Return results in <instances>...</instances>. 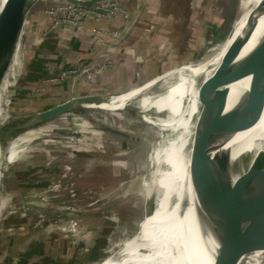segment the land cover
<instances>
[{"label":"rangeland","instance_id":"obj_1","mask_svg":"<svg viewBox=\"0 0 264 264\" xmlns=\"http://www.w3.org/2000/svg\"><path fill=\"white\" fill-rule=\"evenodd\" d=\"M93 1L37 0L32 5L25 34L16 38L0 83V110L6 113L5 117L32 114L65 98L52 95L48 82L31 72L36 55H29V47L54 32L49 29L48 10L79 3L97 5ZM145 2L149 8L143 23L149 45L145 57L151 58L145 61L147 76L134 79L136 64L112 73L115 76L106 85L98 84L105 72L92 77L87 73L80 80V93L118 96L142 88L135 87L157 72L207 62L220 47L225 48L235 21L251 5L249 0ZM117 14L113 18L121 16ZM86 43L89 45L88 39ZM87 44L83 48L91 53ZM139 58L142 60L143 56ZM243 58H234L229 65ZM182 75L175 73L162 79L137 98L165 93ZM201 75L195 72L181 82L196 78L200 86ZM121 90L127 91L117 92ZM136 106L140 107L139 101H131L124 112L75 110L44 125L53 126L58 134L41 132V127H36L24 133L30 134L23 142L16 139L15 147L22 148V154L13 162L3 160L1 165L0 264H44L45 260L50 261L46 264H106L136 238L126 241L117 251L143 217L144 189L156 168L155 153L175 136L174 128L154 125L141 117L157 120L169 116L168 111H138ZM154 215L146 221L153 222Z\"/></svg>","mask_w":264,"mask_h":264},{"label":"water","instance_id":"obj_2","mask_svg":"<svg viewBox=\"0 0 264 264\" xmlns=\"http://www.w3.org/2000/svg\"><path fill=\"white\" fill-rule=\"evenodd\" d=\"M36 1L4 0L0 6V83L8 66L9 55L15 47V40L20 34H25L30 10ZM116 1L93 2L104 4ZM262 7L264 0L250 11L243 31L231 42L214 72L202 81L195 101H188L184 106L182 119L187 124L175 130L172 143H176L160 164L156 176L152 180L150 177L144 189L143 217L132 236L117 251L125 246L126 241L143 234V222L155 214L159 199L172 202L179 196L173 197L176 192L185 194L186 185L194 194L191 207L193 228L190 229L194 232L198 259L203 264H264V147H260L252 159L251 156L240 154L236 161L233 159V150L227 147L237 133L254 128L264 113V39L240 63L229 65L249 39L255 14ZM138 18L139 15L112 46L118 45L127 37ZM184 66L171 68L135 88L142 87L144 90L145 86L151 87L172 74L187 71ZM85 71L88 72V69L76 75L74 89ZM244 78L248 79L247 88L228 108L231 84ZM104 96L110 95L76 96L74 93L71 98L44 110L5 118L0 123V152L4 155L10 143L36 127H41L42 132L57 133L53 126L44 125L66 113L88 109L107 111L88 106L99 103L98 98ZM131 101L140 102L141 98L134 97ZM128 106L129 103L126 107ZM136 108L142 111V107ZM141 117L151 123L146 116ZM3 164L2 161L1 165ZM170 170L174 175L167 176L166 172ZM2 173L0 167V181ZM184 179L186 184H183ZM253 209L256 212H252ZM245 211H249L250 216L245 215ZM250 218L251 223H242L243 219L247 221ZM244 239L250 241L244 250L225 253L232 243ZM159 240L161 242L156 248L162 250V242L165 240ZM159 260L143 259L139 263L157 264Z\"/></svg>","mask_w":264,"mask_h":264},{"label":"bare ground","instance_id":"obj_3","mask_svg":"<svg viewBox=\"0 0 264 264\" xmlns=\"http://www.w3.org/2000/svg\"><path fill=\"white\" fill-rule=\"evenodd\" d=\"M3 1L4 0H0V6L2 5ZM249 1L251 2V5L235 21V24L233 26V30L227 38L225 48L220 47L219 50L216 52V54L207 62L197 64V65H192V64L191 65H185L184 67H186L188 69L187 70L188 72L187 71L181 72L180 74H183V75H182V77L180 76V81L176 85L174 84L175 86H173L171 89H169L165 93H163L159 96H156V97L146 96L144 98H141L140 107L146 108V109L155 108L157 110L164 109V110L168 111V113H169V116L161 118V119H157V120L153 117L146 116L147 119L149 121H151L152 124H154V125L159 124L161 126L168 127L172 130H173V128H174V130H176L178 127H183L187 124V121L182 119V113H183L182 110H183L184 106L188 103V101H190V102L195 101V95L197 93L199 86H197L198 81L196 78L192 79L190 81L188 80L186 82H181L182 78H185L186 76L192 77L195 72H199V73H203V75H201L200 78L203 77V80H204L214 72V70L219 65L225 51L227 50V48L229 47L231 42L238 35H240V33L243 31L245 24H246L247 17L249 15L250 11L254 7H256L258 5V3L262 2L263 0H249ZM250 31H251L250 32L251 35H250L249 39L241 47V49H239V53H237L234 58H242V57L245 58L264 39V7H262L260 10H258L257 13L255 14V23H254V25ZM240 51H242V52H240ZM242 60H239L235 65L240 63ZM235 65H233V66H235ZM247 86H248V79L247 78H244L238 82L231 84V86H230L231 92L229 95L228 108L233 103H235L238 95L244 89H246ZM148 88H149L148 86H145L144 90H143V88H139V89L131 90L125 94H121L118 96L100 97V98H98V100L100 101L99 103H91V104H88V106L90 108L106 109L107 111L124 112L125 111L124 108L126 107V105H128V103H130V101L134 97H137V95H139L141 92L147 90ZM138 90H140V91H138ZM5 116H6V113L3 110H0V120L7 118ZM59 125H61V124H59ZM136 126L137 125L135 124V127ZM95 129H96V127H95ZM94 132H95V130H94ZM97 133L99 134V132H97ZM28 134H30V133L21 135L18 138L19 141L23 142L24 139L28 136ZM60 134H63V133H60ZM129 137H130V135H129ZM100 138H103V137H100ZM175 140H176V138H175ZM179 140L177 141V143L179 142ZM16 141L17 140L10 143V145L6 149L4 155L2 153H0V167H1V162L4 159L7 160V162H13L17 158V156H20L22 154V148L18 149L15 147L17 144V143L15 144ZM101 141H103V140H101ZM175 143L176 142L172 143V139H170V141L167 142L165 148H163V149L160 148L155 153V156H157L156 163H155L156 168H154L151 172V180H152L154 175L156 176L157 170L160 167V164L165 160L166 156L171 152L170 148ZM99 144H101V143H99ZM115 145H117V144H115ZM227 147L231 148L233 150V159L235 161L240 158V156H239L240 154L246 155L247 157L251 156V159H252L254 157L256 151H258L260 147H264V113H263L261 120L258 122V124L254 128H251L249 130L237 133L232 138V140L229 141V143L227 144ZM84 150H86V149H84ZM32 159H33V157H32ZM35 162L36 161L34 160L33 163H35ZM47 162H48V160H47ZM126 165H127V163H126ZM134 166H135V164H134ZM176 171H178V170H176ZM166 173L168 174L167 176L174 175L172 170L167 171ZM182 181H183V179H182ZM118 183H119V181H118ZM183 184H186L185 179H184ZM185 188H186L185 194L180 195L181 194L180 192H176L173 195V197L176 195H179V196L175 200H172V202H170V203L165 202L166 199L165 200L159 199L157 202V210H156L155 215L152 219L153 222L144 221L143 222V227H144L143 228L144 229L143 234L141 236H137L133 241H131V243H129L125 247V249H123L120 253H118L113 258H111L106 264H127L129 262H132L135 264H140L139 261H141L143 259H147V260L150 259L151 261L160 259L157 264H203L201 262V260L198 259L197 251L195 248L194 232L190 229L191 227L193 228V226L191 225V223H192V218H191L192 217L191 216L192 208L191 207H192V204L194 201V194L190 190L191 188H188L186 185H185ZM20 204H22V203H20ZM21 208H23V207H21ZM47 210H49V209H47ZM252 212H256V209H253ZM244 214L247 216H250L249 211H245ZM251 222H252L251 218L247 221H245L244 219L242 221L243 224H249ZM145 228L148 229L149 231H145ZM166 236H167V238H166ZM159 239L165 240L164 242H162L163 246L161 245L162 250L159 247L156 248V246H158L159 242H161ZM249 242H250L249 240H245V239L240 240V241H236L230 245V248L228 249L229 251H226L225 253H229V252L231 253L232 251L244 250L246 247H248ZM164 244L165 245L167 244V245L165 246ZM140 247H142V248H140ZM260 255L262 256L263 254H260ZM133 258H136V260H133Z\"/></svg>","mask_w":264,"mask_h":264},{"label":"crops","instance_id":"obj_4","mask_svg":"<svg viewBox=\"0 0 264 264\" xmlns=\"http://www.w3.org/2000/svg\"><path fill=\"white\" fill-rule=\"evenodd\" d=\"M118 1L129 11V16L127 18L117 16L111 19L92 21L83 27H62L42 39L41 43L37 42L33 44L31 48L29 47V55H36L35 64L30 67L31 72L33 74L37 73L38 77L41 76L43 81L48 82L47 86L52 95L59 98L62 97V95L63 97L65 96V98L58 100L55 104L71 98L74 93L76 96H88L87 93L79 92V86L83 85L80 81L81 78L85 77L89 72H95L96 74L100 71L105 72L106 76L103 77L101 81H98L100 82L98 84L103 83L104 85L108 84L115 76H111L112 73H117L119 69L127 67L129 64L132 68H134L132 64L137 65L133 74L134 79L147 76L145 75L147 74L145 71V61H150L151 58H149V56L145 57V48L148 44L145 41L147 29L143 23L146 19L145 14L149 10L145 2L146 0ZM137 15H139L138 21L127 37L118 45L112 46L119 35L132 23ZM129 18H132L131 21H129ZM95 26L107 27L113 33L116 32L117 35L113 34L112 36H108L107 44L97 50H92L90 31ZM86 39L89 40V45L86 43ZM204 43L205 39L203 45ZM85 44L89 46L91 53L85 51V48H83ZM139 56H143V59L140 60ZM71 69H78L77 74L82 70L88 69V72L85 71L84 75L79 78L75 89L73 83L77 74H69L65 78L60 79V75L64 71H70ZM160 73L162 72H157L151 76L148 75L149 78L145 80V82L156 77ZM122 91L127 90L117 92ZM89 95L97 94L91 93ZM44 262V264L50 263L49 260H45ZM58 263L59 262L52 264Z\"/></svg>","mask_w":264,"mask_h":264},{"label":"built area","instance_id":"obj_5","mask_svg":"<svg viewBox=\"0 0 264 264\" xmlns=\"http://www.w3.org/2000/svg\"><path fill=\"white\" fill-rule=\"evenodd\" d=\"M50 19V28L52 31L58 30L62 27H83L92 21H100L113 18L120 15L124 18L129 16V12L121 7L117 2H108L104 4L89 5L79 3L77 6H58L48 10ZM117 35L116 32H112L107 27L95 26L90 31V40L92 50H97L103 45L107 44L108 36ZM78 69H71L70 71H64L60 75V79L65 78L69 74H77ZM95 72H89V77L95 76ZM87 74V75H88Z\"/></svg>","mask_w":264,"mask_h":264}]
</instances>
